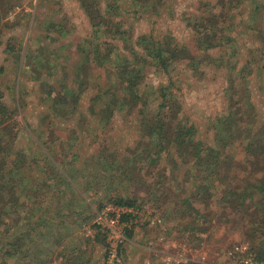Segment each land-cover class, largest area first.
Instances as JSON below:
<instances>
[{
    "label": "rangeland",
    "instance_id": "374dc122",
    "mask_svg": "<svg viewBox=\"0 0 264 264\" xmlns=\"http://www.w3.org/2000/svg\"><path fill=\"white\" fill-rule=\"evenodd\" d=\"M150 34L185 48L187 55L173 62L167 73L160 71L145 62L142 53L135 54L139 53L138 37ZM213 41L221 46L211 48ZM209 57H223L224 64ZM135 58L141 65L140 101L129 111L114 101L126 96L118 83V70ZM161 87L169 103L181 107L179 119L195 126L197 137L214 149L227 129V117L234 118L229 132L241 138L225 148L233 161L244 157L249 132L251 141L264 144V0H0V103L10 124L9 132L1 136L10 158L4 160L5 179L0 187L6 202L18 198L17 206L7 203L1 210L0 252L12 235L24 234L25 215L32 214L33 242L15 264H73L79 255L81 264L86 260L105 264L106 240L95 226L97 214L122 207L128 209L121 219L126 238L120 246L123 264H164L160 258L167 255L226 264L224 252L232 245L245 243L255 249L256 233L246 230L243 211L216 205L219 195L210 196L208 209L193 198L184 204L186 197L197 193L191 186L193 176L184 181L187 169L169 176L161 168H171L165 160L158 168L142 161L133 172L154 189L145 192L136 182H111L98 169L99 160L91 158L118 153L121 162L126 160L121 152L143 140L141 123L154 117L163 99ZM42 143L53 149L55 163L69 165L75 193L61 178L51 174L52 179L43 178L48 160L38 150ZM20 151L38 159L32 168L19 171L21 178L9 179L12 159ZM24 175L28 176L25 181ZM30 176L51 185L44 195L47 187L36 186L39 193L32 213L24 208L28 205L24 184H30ZM247 181L253 182V174ZM166 193L171 195L167 202ZM119 199L137 206L113 204ZM191 204L201 213L212 214L211 222L203 224L208 231L184 234L178 227L168 236L178 221L165 215L176 207L191 215L186 211ZM150 213L161 220L158 228L135 223ZM171 217H176L174 212ZM45 218L51 226H40ZM127 231L133 232L131 237ZM161 237L160 247L148 244Z\"/></svg>",
    "mask_w": 264,
    "mask_h": 264
},
{
    "label": "trees",
    "instance_id": "16d2710c",
    "mask_svg": "<svg viewBox=\"0 0 264 264\" xmlns=\"http://www.w3.org/2000/svg\"><path fill=\"white\" fill-rule=\"evenodd\" d=\"M220 14L223 16L221 11ZM223 23L225 24V21ZM119 34L121 35L122 33ZM137 42L139 46V53L135 54L140 55V53H142L145 58V62H150L158 67L160 71L165 73L169 71V68L172 69L173 62L181 60V58H185L184 56L187 55L185 48H181L179 46L173 47L170 43L161 39L158 40L151 34L148 36L142 35L138 37ZM214 46L217 48L221 45L213 41L211 48H214ZM129 49L132 51L131 48ZM182 55L184 56L182 57ZM209 59L213 60L212 57H209ZM138 60L139 59L135 58L134 62L131 64H129V62H125L126 64L121 65L120 70L122 71L120 72V70H118V83L123 88L126 96L123 97V99H116L114 101V105L119 104L118 107H124V110L131 111L134 108L133 106L136 101H140L137 88L139 85L138 78L141 73V65ZM223 60V57H219L213 61L219 65H223ZM160 92L163 99L159 103V107H157L154 117H151L149 119L150 122L147 124L141 123V128L144 131L143 140L137 145H135V143L133 145H127L129 149L121 152V155L124 154L123 158L126 160L121 162V157L118 153L110 157L103 154H100L102 157H97L99 154L92 155L91 158L99 160L98 164H96L98 169L101 171L102 175L108 176L111 182H119L122 180L130 185L136 182V184H139V187L145 188V192H151V190L154 189L149 186L145 180L138 179L137 176L141 178L140 174L133 172L142 161L144 163L147 162L149 167L158 168L161 161L165 160L171 168H161H163V171L167 169L169 176L176 171H181L182 168L187 169L184 173V181L187 182L188 179L193 176L191 179V182H193L191 186L196 189L197 193L194 197L192 195H190L189 198L186 197L183 200L184 204L187 200L193 198V200H195L194 202H200L208 209L211 205L209 199L210 196L213 198L215 195H219L220 198L215 202L216 205L223 206V208L230 207L233 211H236V213L239 212L238 209L242 210V213L246 218V230L256 233V236L253 237V242L258 245L256 244L255 249H253L252 246H250V248L256 254V259L264 261V236H262V238L260 237V233L264 234V163H262V159H264V144L261 142L262 140L251 141L249 132L246 137L248 142L246 145H243L242 148L244 157L240 162L233 161L232 158L228 157L227 151L225 150L227 145L233 144L241 138V134L235 135V133L233 134L229 132V130H231L229 127L230 121L234 119L233 117H227V129L222 131L224 136L219 137L218 139V149H214L197 137L195 126L186 123L184 118L179 119L178 114L181 107H177L175 102L172 104L169 103L166 89L161 87ZM126 97L127 99H124ZM103 112L106 115L105 120H109L110 116L107 113V110H104ZM6 116L7 113L4 106H1L0 103V183L3 181L2 179H5L3 177V167L5 165L4 160L7 161L10 158L8 153L9 148L7 146L5 148L4 139L1 138L2 134L9 132L10 124H6ZM226 123H224V125ZM13 136L14 134H12L11 137ZM42 145L43 146H38V150L41 152L44 159L48 160L47 169L43 168L42 170L43 178L47 177L52 179L50 176L51 174L54 179L56 177L63 179L66 186L71 188L73 192L75 190L77 191L74 186L72 187L73 180L68 172L69 167H67L69 165L64 167L61 166L60 160L55 163L52 160L55 156L53 149L46 147L43 143ZM43 147L47 151L44 150ZM138 152H140V154L135 155L131 159L127 157L128 153ZM108 153V150H106L105 154ZM248 158H252V161H249ZM36 159L38 158H35V156L34 158H31V156L27 157V155L21 151L15 154L12 159L11 169L9 170V179H12L13 177L21 178V173L19 171L32 168L33 163L37 161ZM245 163H247V165ZM59 167H61V169ZM259 172H261V176H258ZM250 173L253 174V182L247 181ZM27 177L28 176L24 175L23 181H25ZM43 178L40 179L30 176V184L27 187H25L26 185L24 184V195L28 201V205L24 206L26 209L25 212L30 211V213H32L31 206L37 201V199L35 200L34 198L39 193L36 189L37 185H40L43 188L47 187L46 190H42L43 195L48 193L47 190L51 187V185H46L47 183L42 180ZM29 186H32V188L29 189ZM200 195H202V201H200L201 199H198ZM30 199L32 202H30ZM164 199L165 202H167V200L171 199V195L169 196V194L166 193ZM39 201L42 202L43 198ZM7 203H9V206L15 207L18 205V198H12L9 202H6L1 196L0 187V214L1 210ZM113 204L122 206H137L134 201H127L123 199L114 201ZM11 207L8 209H11ZM252 207H254V210L250 211V208ZM186 211L191 212V215L180 211L177 207L173 211L176 217H171L173 212L170 213V215H165V219L170 216V218H172L171 220L178 221V224L173 226L174 230L167 233L168 236L171 235V232H175L178 227L182 228V232H184V234H204L208 231V227H205L203 224L211 222V213H201L198 209L192 206V204L186 206ZM32 218V214L27 216L25 215L24 220L27 223L26 231L20 237L12 235L14 238L7 245V247H5V249L1 250V252L4 251V253L3 255L0 254V258H4V261H1L0 264H15L16 258L19 255L22 254L23 257L26 256V253L31 247V243L33 242L31 232L34 228V222L32 223ZM184 220H186V222H184ZM199 220H202V223L200 226H196ZM41 221L40 226H51V221H48L46 218ZM143 224L150 228H158V226H149L148 222ZM189 227L192 228L189 229ZM127 234L128 237H131L133 232L127 231ZM164 235L166 237V231ZM256 239H258L259 242ZM119 249L122 254L123 248L120 247ZM22 250H25V252ZM74 258L73 264H81V255H79V257L75 256ZM84 264H90V261L86 260ZM186 264L204 263L187 260Z\"/></svg>",
    "mask_w": 264,
    "mask_h": 264
},
{
    "label": "built area",
    "instance_id": "2783aa9c",
    "mask_svg": "<svg viewBox=\"0 0 264 264\" xmlns=\"http://www.w3.org/2000/svg\"><path fill=\"white\" fill-rule=\"evenodd\" d=\"M114 207V205H108ZM128 209L114 208L113 210H103L97 214L95 226L104 236L106 240V260L105 264H123L122 255L120 253V246L124 243L126 238L123 235L122 217ZM136 219V218H135ZM143 222L136 221L135 223H149V226H159L160 219L152 213L143 217ZM122 228H121V227ZM160 242L163 238L157 241H149L150 246L160 247ZM123 247V246H122ZM224 259L226 264H264L256 259V256L249 245L245 243H237L226 249L224 252ZM160 260L164 264H186L182 257H171L169 255L162 256Z\"/></svg>",
    "mask_w": 264,
    "mask_h": 264
}]
</instances>
